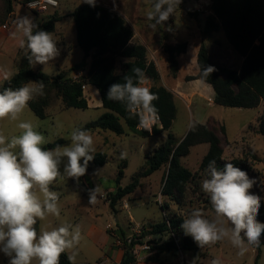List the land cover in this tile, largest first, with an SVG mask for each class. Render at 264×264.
<instances>
[{
    "label": "rangeland",
    "instance_id": "obj_1",
    "mask_svg": "<svg viewBox=\"0 0 264 264\" xmlns=\"http://www.w3.org/2000/svg\"><path fill=\"white\" fill-rule=\"evenodd\" d=\"M60 1L58 16L62 18V22L60 21L56 25L58 31L53 34V38L57 42L59 55L53 61H50L53 62L51 66L50 64L43 65L42 71L56 76L59 73L58 68L64 69L72 63H76L75 67H77L85 62V66L75 72V78H78L86 73L91 62L90 58L85 59L83 57L80 60L76 26L74 18H72V13L83 2L82 0ZM96 3L113 9L125 19L127 25L134 31L132 44L145 45L150 61L155 62V59H160L159 63L161 64H159L160 69L158 71L162 77L177 82V78H174L171 73L168 56L164 52L165 45L187 42L189 45L188 51L189 49L190 51L179 57L178 76L182 77L180 79L185 88L180 87L181 93L178 95L187 101L185 104L181 99L175 98L179 112L171 131L163 132L158 136L143 137L134 134L123 122L126 128V134L124 135H117L112 131L105 130L90 133L94 140V156L99 152H105L109 155L108 163L103 167H95L92 160L89 162L87 173L83 177L78 180L58 178L50 186V189L58 194V206L61 214L59 217L49 215L43 221L38 220L39 231L59 227L61 224L79 225L82 238L75 250V260L80 257V261L85 264H95L96 259L103 255L102 244L106 239H108L109 245L114 243L119 246L118 240L125 242L119 229L124 230L126 233L125 238L133 236L134 240L142 233L144 227L148 228L153 224L164 221L166 213L161 208L163 204L168 203L170 205V211L167 213L171 216L187 217L194 208H199L207 217L211 218L213 210L210 199L201 188V182L206 173H200L199 177L190 184L186 203L183 207H178L161 194L168 174V166L162 167L149 177H141L137 190L118 202L116 212H113L109 205V195L116 193L119 187L117 176L120 169H123L125 173L124 178L120 181V186L126 187L133 182V177L144 169L146 155L154 152L166 140L169 133H172L176 140L181 141L190 128V121L196 122V120L199 121L205 116L216 115L221 120H225L229 140H235L242 135L241 132L246 127L245 125L253 121L255 115V111H242L240 113L236 109L218 105L212 107L209 100L200 99L196 95L193 96L195 89H188L190 82L188 78L199 73L198 63L196 66L193 55L201 44L207 46L214 64L234 70H239L242 65V58L234 51V53H231L230 49L232 50V48L222 31L208 35L203 34L205 20L212 14L210 9L211 0H181L175 13L169 17L163 26L158 27L156 30L149 26L151 22L146 16L151 7L150 0H96ZM193 11L198 13V17L193 16ZM29 13L32 12L29 11ZM49 16L42 17L44 21L42 26L50 20ZM123 62L125 61L120 60L118 63L117 73L122 72ZM160 84L163 85L161 77ZM153 85L151 80L147 79L145 81V86L149 89ZM48 95L51 97V107L47 111L50 115L45 119H38L37 117L38 124L34 126L49 141L44 146L59 140L64 141L63 145L69 144V134L74 128H79L88 122L97 120L107 112L102 107L99 91L93 86L84 87V95L89 104L87 110L66 108L61 96L54 90L50 91ZM153 128H151V131ZM212 128L217 130L218 135L219 133L224 134L222 131L223 126L212 125ZM257 128L258 124L250 126L245 135L235 144H228L227 141L221 142L227 150L234 148L235 157L248 160L251 171L247 175L255 181L249 191L260 196L261 201L264 202V137L257 133ZM202 153L203 149L201 148L192 150L189 156L181 160L182 164L195 173L200 169L203 159ZM230 158L227 157V159ZM64 162L66 163V158ZM124 162L127 163V167L123 166ZM60 170L63 172V164ZM97 185L100 187L101 192L97 194V202L90 204L89 190ZM127 204L128 209L125 207ZM170 238L171 235L168 233L162 236L147 237L144 239L143 245L135 247V250L140 252L137 260L144 262L143 264H152V262L211 264L214 259L218 260L219 264H264V235L261 237V246L249 247L248 252L243 257L237 255L238 250L229 242L223 241L201 248V252L205 256L199 261L192 252L180 250L175 254H171L155 250L156 246L167 242ZM146 244L150 247V250L142 251L140 247ZM119 247L123 249L124 246ZM261 252L262 258H258ZM69 253L71 255V252ZM0 264H8V259L3 253H0Z\"/></svg>",
    "mask_w": 264,
    "mask_h": 264
},
{
    "label": "trees",
    "instance_id": "obj_2",
    "mask_svg": "<svg viewBox=\"0 0 264 264\" xmlns=\"http://www.w3.org/2000/svg\"><path fill=\"white\" fill-rule=\"evenodd\" d=\"M212 14L209 15L203 26V34L208 35L222 31L232 50L243 58V63L239 70L225 68L213 63L209 50L205 44H201L197 63L202 65H212L215 67L206 84L211 85L215 91L214 102L216 105L231 109H256L262 104L263 111L260 114L257 124V133L264 137V0H211L210 6ZM12 8H8V13ZM194 17H198L196 11L192 12ZM39 16V14H37ZM50 20L43 26L37 18L35 22L39 25L38 30L55 33L57 24L62 21L58 16V10L49 16ZM76 26L77 44L82 50L84 58L91 59L86 73L75 78L76 67L69 70L60 71L56 76H50L42 70H35L29 65L28 60L24 67L11 78L5 80L0 85V91L5 88L16 89L29 82L42 81L45 85L44 95L37 96L29 102V108L40 119L48 117L47 109L50 106V91H56L62 98L66 108L87 110L88 100L84 95L85 86L95 87L101 96L102 107L107 110L97 120L88 122L79 128L90 133L99 130L112 131L117 135L126 134V128L134 134L143 137L161 135L163 132L171 131L177 118V106L174 94L165 86L160 84V72L155 62L148 58V50L143 44H132L134 31L129 27L125 19L111 8L96 3L91 7L86 3L80 4L72 13ZM188 43L167 44L164 52L168 56V63L174 78H178L179 57L188 51ZM96 51L91 54V51ZM123 60L122 72L117 73V65ZM139 67L146 74L147 79L153 82L151 91L158 96L154 101L161 118L162 128L154 127L148 131L139 125L138 117H130L124 104L111 101L107 98V91L114 83H124L125 75H135L132 69ZM199 73L191 76L188 81L199 79ZM223 133L225 128H222ZM209 144L210 149L203 158L200 169L195 173L187 169L182 164V159L189 156L194 146ZM64 141L59 140L53 144L44 146L46 149L54 148L56 145H63ZM256 157V155H254ZM108 154L99 152L94 156L95 167H103L108 163ZM215 160L219 170H223L227 163H232L247 174L251 171V166L247 159L233 158L225 159V150L222 146L218 132L206 124L195 122L186 137L178 141L172 133L167 135L154 152L146 155L144 169L133 177V182L126 187L120 186V181L124 178V170L120 169L117 176L119 185L116 193L109 195V205L113 212L120 200L127 195L134 193L140 185V178L153 175L164 166H168V174L164 181L162 196L166 197L178 207H183L186 203L190 184L205 173L209 161ZM127 163L124 162L123 166ZM166 213L165 220L151 226L144 227L142 233L135 237L130 244L127 242L126 233L119 229L122 238L125 240L123 247L124 256L120 264H135L137 259L133 254L136 246L143 245L144 239L150 236H162L166 233L171 238L156 246L155 250L175 254L178 251L192 252L197 260H201L205 255L201 248L190 236H186L180 227L185 216H171L168 203L161 206ZM257 220L264 223V202ZM38 231V222L35 225ZM68 252L62 254L60 264H73L68 259ZM8 259V258H7Z\"/></svg>",
    "mask_w": 264,
    "mask_h": 264
},
{
    "label": "clouds",
    "instance_id": "obj_3",
    "mask_svg": "<svg viewBox=\"0 0 264 264\" xmlns=\"http://www.w3.org/2000/svg\"><path fill=\"white\" fill-rule=\"evenodd\" d=\"M82 2L96 6V0ZM150 3L146 16L151 22L149 26L156 30L175 13L181 0ZM14 23L16 31L12 35L20 37V47L25 50L29 65H46L59 55L52 33L38 30L33 17L20 16ZM132 71L135 82L133 76L125 75L124 83L110 85L107 98L124 104L129 116L138 117L139 125L151 132L159 118L153 103L158 96L145 86L147 77L141 68ZM214 71V66L202 65L199 79L193 84L204 85ZM44 88L40 81L0 91V121H19L20 130L11 137L0 134V253L8 258V264H60L62 254L67 252H71L69 261L74 262L82 238L79 225L61 224L39 232L35 227L38 220L61 214L58 194L50 186L58 178L78 180L86 175L95 153L93 137L85 129L74 128L69 144L46 149V137L31 122L20 120L29 102L44 95ZM194 126L195 122L190 121L189 127ZM205 173L201 188L210 199L213 215L209 218L201 209L194 208L180 226L184 234L200 248L227 241L238 250L239 257L251 246L260 247L264 235V223L257 220L261 197L249 191L255 181L232 163L219 170L215 160L209 161ZM100 192L98 185L89 190L90 204L97 202ZM211 264L219 261L214 259Z\"/></svg>",
    "mask_w": 264,
    "mask_h": 264
},
{
    "label": "crops",
    "instance_id": "obj_4",
    "mask_svg": "<svg viewBox=\"0 0 264 264\" xmlns=\"http://www.w3.org/2000/svg\"><path fill=\"white\" fill-rule=\"evenodd\" d=\"M60 3H61V1H60ZM9 7L12 8V11L10 13H8ZM29 11L30 10H28L24 6H22L20 4H16L14 2H11L10 0H0V85H2L5 80L14 76L19 71L20 68L25 66L26 61H27V59L24 56L25 50L20 47V37L18 35L16 37H14L12 35L16 31V25H15L14 21L17 20L20 16L29 15V16L33 17L34 20H36L38 18L39 21H41V23H43L44 21H43L42 17H46L49 15L51 16V14H44V15L37 16L36 13L30 11L33 13V14L32 13L30 14ZM57 31L58 30L56 29L55 33H57ZM60 33L62 34V32H60ZM52 35H53V33H52ZM72 47L74 48V46H72ZM189 51H190V49H189ZM198 51H199V49H196V52L193 55L196 66H197ZM230 51H231V53H234L233 50L230 49ZM79 55H80L79 56L80 60H82L84 57V54H83L81 49L79 50ZM155 60H156L155 63H156L158 70H159L160 69L159 64H161V63H159L160 59H155ZM243 60L244 59L242 58V63H243ZM166 63H167V60H166ZM48 64H50V66H51L53 64V62H49ZM75 66H76V63H72L68 67H65L64 69L58 68V70L60 73V71L69 70ZM33 68L35 70H43L44 67H43V65H39V64L37 65L36 64ZM195 71L197 72V69ZM47 74L50 76H53L49 73H47ZM6 76H7V79L5 78ZM180 78L182 79V77L178 76L177 82H176L175 80L171 81L169 79H166V77L161 76L163 86H165L168 90L172 91L174 93L176 99H178V100L181 99L186 104L187 100L185 98L179 97V95H178L179 93H181L179 90L180 87L185 88L184 84L182 83ZM193 81H195V80L190 81L189 86H188V89H195V91L193 92V96L196 95V97H199L200 99L209 100L210 101L209 104L212 107H215V105H216L214 102L215 91H214L213 87L211 85L206 84V83L202 86H196L193 84ZM176 106H177V110H178L177 103H176ZM49 107H51V106H49ZM236 110H238L240 113L242 111L243 112L244 111H249V112L255 111V115L252 119L253 121H251L245 125L246 127H244L243 131L241 132L242 135L235 140H229V138L227 136L228 127L225 123V120L224 119L221 120V118L216 116V115L205 116V117H203V119H201L199 121L196 120V122L201 123V124H206L211 128H212V125L223 126L225 128L224 134L219 133V137L221 138V141L222 142L227 141L228 144H235L239 139H241L245 135L247 130L250 128V126L257 124V120L263 111V106H260L259 108H256V109H236ZM47 111H48V109H47ZM178 112H179V110H178ZM49 115H50V113L48 112V117H49ZM177 117H178V114H177ZM36 119H37V116L33 113V111L29 108V106L25 109V111L23 112V114L20 117V120L29 121L34 126H36L38 124V121ZM18 122L19 121H11V120L0 121V134H3L7 137H11L13 135H18L20 132V130L17 127ZM189 131H190V128H189L188 132ZM188 132H187V134H188ZM186 135L183 136L181 140H183L186 137ZM224 137H225V139H224ZM196 148L203 149V153H202L203 157L202 158H204L207 155V153L209 152L210 145L207 143L197 145V146L193 147L192 150L194 151ZM192 150H191V152H192ZM224 150H225V159L226 160L230 161L233 158H237V157H235L234 148H230V150H227L224 147ZM228 156H229V158L231 156V158L227 159ZM108 227H109V225H108ZM108 227H107V229H108ZM38 232H39V228H38ZM102 249H103V255L100 256L98 259H96L95 264H120L122 262V259L124 256V250L121 247L115 245L114 243H113V245H109L108 239H106V241L102 244ZM151 254H153V253H151ZM68 255H70L69 252H68ZM259 257L262 258V252H261V254L258 255V258ZM82 262L83 261H80V257H77L76 260L73 262V264H85ZM143 263L144 262L137 260V262L135 264H143ZM152 264H165V263L152 262Z\"/></svg>",
    "mask_w": 264,
    "mask_h": 264
},
{
    "label": "built area",
    "instance_id": "obj_5",
    "mask_svg": "<svg viewBox=\"0 0 264 264\" xmlns=\"http://www.w3.org/2000/svg\"><path fill=\"white\" fill-rule=\"evenodd\" d=\"M11 2H14L16 4H20L22 6H24L25 8H27L28 10L39 14V15H44V14H52L55 13L58 8L60 7V1L59 0H10ZM158 120L157 122L152 125V127H162V123H161V118L158 115ZM125 207L128 209V204L125 205ZM110 227V226H109ZM133 240V236H130L127 238V242L128 244H130ZM125 242H122L121 240H118V245L119 246H124ZM140 249L142 251H146V250H150V247L146 244L142 247H140ZM139 250H135L133 251V254L135 255L136 259L137 256L139 255Z\"/></svg>",
    "mask_w": 264,
    "mask_h": 264
},
{
    "label": "water",
    "instance_id": "obj_6",
    "mask_svg": "<svg viewBox=\"0 0 264 264\" xmlns=\"http://www.w3.org/2000/svg\"><path fill=\"white\" fill-rule=\"evenodd\" d=\"M95 51H96V49H93V50L91 51V54H93ZM83 66H85V62H83L81 65L77 66V67H76V70H79V69H80L81 67H83Z\"/></svg>",
    "mask_w": 264,
    "mask_h": 264
}]
</instances>
